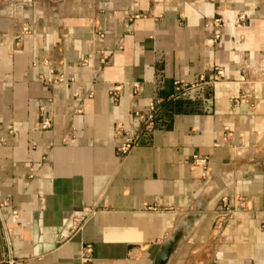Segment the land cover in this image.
<instances>
[{
  "label": "crops",
  "instance_id": "1",
  "mask_svg": "<svg viewBox=\"0 0 264 264\" xmlns=\"http://www.w3.org/2000/svg\"><path fill=\"white\" fill-rule=\"evenodd\" d=\"M263 123L264 0H0V264H264Z\"/></svg>",
  "mask_w": 264,
  "mask_h": 264
},
{
  "label": "built area",
  "instance_id": "2",
  "mask_svg": "<svg viewBox=\"0 0 264 264\" xmlns=\"http://www.w3.org/2000/svg\"><path fill=\"white\" fill-rule=\"evenodd\" d=\"M101 35V33H98ZM43 63L46 66V71L39 72L37 74L38 79L45 83V84H52L56 82H60L64 80L66 77L62 72H57L51 64L44 60ZM216 66V65H215ZM217 73H220L221 70L217 69ZM139 90V84L136 81L132 82V91L136 93ZM116 88L113 86L110 92V97L114 99L116 97ZM134 114L138 117L139 121L141 122L140 129L134 130L131 128H126L122 131V140L117 145V149L121 154H125L131 147L136 146L140 143L142 136H144L145 133L151 131L155 126V115H156V105L155 100L150 99L147 102L146 110L144 112H137L134 111ZM40 128H47L50 126V118L46 114L40 115V120L38 123ZM192 161L195 163H201L204 164L205 160L203 157H198L196 155H193ZM222 203L218 208H216L213 212L212 217V229L216 233H220L224 226L226 225V222L231 216V213L234 209V205H230L226 203L225 196H222L221 198ZM90 251V245L85 244L82 248V258H86L88 256V252Z\"/></svg>",
  "mask_w": 264,
  "mask_h": 264
},
{
  "label": "rangeland",
  "instance_id": "3",
  "mask_svg": "<svg viewBox=\"0 0 264 264\" xmlns=\"http://www.w3.org/2000/svg\"><path fill=\"white\" fill-rule=\"evenodd\" d=\"M243 154L251 153L264 159V123L245 141ZM241 151H239L240 153Z\"/></svg>",
  "mask_w": 264,
  "mask_h": 264
},
{
  "label": "water",
  "instance_id": "4",
  "mask_svg": "<svg viewBox=\"0 0 264 264\" xmlns=\"http://www.w3.org/2000/svg\"><path fill=\"white\" fill-rule=\"evenodd\" d=\"M176 244V236L170 235L160 243L149 264H166Z\"/></svg>",
  "mask_w": 264,
  "mask_h": 264
}]
</instances>
